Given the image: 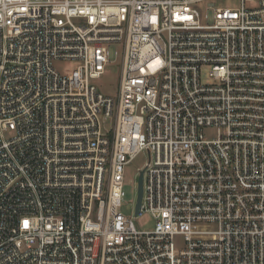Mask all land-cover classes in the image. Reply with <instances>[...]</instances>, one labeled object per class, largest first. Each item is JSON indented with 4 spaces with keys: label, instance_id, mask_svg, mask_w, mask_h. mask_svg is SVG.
<instances>
[{
    "label": "built area",
    "instance_id": "obj_1",
    "mask_svg": "<svg viewBox=\"0 0 264 264\" xmlns=\"http://www.w3.org/2000/svg\"><path fill=\"white\" fill-rule=\"evenodd\" d=\"M0 264H264V0H0Z\"/></svg>",
    "mask_w": 264,
    "mask_h": 264
},
{
    "label": "rangeland",
    "instance_id": "obj_2",
    "mask_svg": "<svg viewBox=\"0 0 264 264\" xmlns=\"http://www.w3.org/2000/svg\"><path fill=\"white\" fill-rule=\"evenodd\" d=\"M217 6H236L239 4V0H212ZM206 4L202 5V8L205 7ZM79 63L77 61H65L55 62V67L61 73L66 74L73 69H75ZM121 76V67L120 64L111 65L106 74H104L100 79L95 80L93 83L99 88L101 92L104 94L117 97L119 93V83ZM148 154L141 153L139 154L130 164L125 167L124 175H125V192L126 198L125 203L120 209V211L128 216L133 217L134 215V207L133 203H135L137 198V185L138 179L140 176L139 170L143 168L148 161ZM135 224L141 230H152L155 226V221L148 214H142L138 218L134 219Z\"/></svg>",
    "mask_w": 264,
    "mask_h": 264
},
{
    "label": "water",
    "instance_id": "obj_3",
    "mask_svg": "<svg viewBox=\"0 0 264 264\" xmlns=\"http://www.w3.org/2000/svg\"><path fill=\"white\" fill-rule=\"evenodd\" d=\"M143 198V171L140 173L137 185V207H136V214L140 213L141 204Z\"/></svg>",
    "mask_w": 264,
    "mask_h": 264
}]
</instances>
